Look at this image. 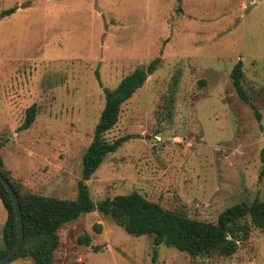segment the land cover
I'll list each match as a JSON object with an SVG mask.
<instances>
[{
	"label": "rangeland",
	"instance_id": "rangeland-1",
	"mask_svg": "<svg viewBox=\"0 0 264 264\" xmlns=\"http://www.w3.org/2000/svg\"><path fill=\"white\" fill-rule=\"evenodd\" d=\"M16 7L0 18V156L21 193L74 200L103 88L160 58L104 134L134 138L84 182L92 202L137 192L215 223L232 205L264 200V0H0V13ZM238 60L259 122L232 87ZM33 104L34 122L19 130ZM5 220L0 201V249ZM57 235L53 264H264L259 229L230 257L160 245L154 262L151 237L96 211Z\"/></svg>",
	"mask_w": 264,
	"mask_h": 264
},
{
	"label": "trees",
	"instance_id": "trees-1",
	"mask_svg": "<svg viewBox=\"0 0 264 264\" xmlns=\"http://www.w3.org/2000/svg\"><path fill=\"white\" fill-rule=\"evenodd\" d=\"M16 10L17 7L4 10L0 13V18L9 16ZM159 63L160 58H155L147 66L135 69L125 76L114 90L103 88L104 106L94 127L92 140L82 156L81 178L77 183V197L74 200L21 193L22 186L11 180L9 173L3 169L0 156V173L17 195L23 223V242L10 262L17 258L30 257L33 264H53L54 252L59 245L58 230L81 215L94 211L110 218L129 235L151 237L154 247L152 262L156 256L155 249L160 245L200 258L209 257L211 254L230 257L241 243L248 240L252 229L264 230V200L255 199L249 203L240 202L232 205L218 215L215 223L189 219L181 212L165 210L137 192L106 198L96 204L92 202L84 182L90 179L107 155L115 153L123 143L134 138L127 135L107 142L104 134L118 122L121 105L142 88L147 77L154 73ZM230 77L236 95L251 109L255 120L259 122L260 114L242 86L243 70L240 60L233 66ZM99 85L101 86L100 82ZM36 115L37 106L33 104L26 109L19 130L29 129ZM261 155L264 169V147ZM262 174L261 171L259 179ZM0 201L6 211V220L2 228L1 257L17 239L12 202L1 183ZM95 229L100 232L99 225L95 226ZM78 241L86 246L90 244L88 236L79 238Z\"/></svg>",
	"mask_w": 264,
	"mask_h": 264
},
{
	"label": "water",
	"instance_id": "water-1",
	"mask_svg": "<svg viewBox=\"0 0 264 264\" xmlns=\"http://www.w3.org/2000/svg\"><path fill=\"white\" fill-rule=\"evenodd\" d=\"M0 183L5 187L6 191L8 192L16 220V232H17V239L14 245L8 250V252L0 257V264H8L10 260L15 256L16 252L20 248L23 242V223L21 217V210L19 201L15 191L13 190L10 183L1 175L0 173Z\"/></svg>",
	"mask_w": 264,
	"mask_h": 264
}]
</instances>
